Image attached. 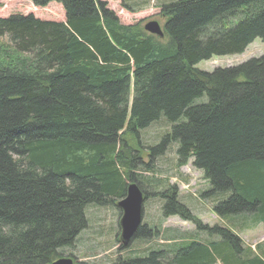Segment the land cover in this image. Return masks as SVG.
<instances>
[{
  "label": "trees",
  "instance_id": "trees-1",
  "mask_svg": "<svg viewBox=\"0 0 264 264\" xmlns=\"http://www.w3.org/2000/svg\"><path fill=\"white\" fill-rule=\"evenodd\" d=\"M119 1L135 12L149 0ZM32 2L58 4L63 18L0 16V264L66 256L86 208L117 202L130 182L145 200L146 183L159 180L134 169H151L168 143L178 166L201 171L202 198L230 225L202 223L168 186L156 193L161 215L208 240L107 264H264V241L253 250L233 231L236 221L264 229V53L212 71L195 66L264 41V0H163L162 37L122 24L106 0ZM161 117L170 131L144 162L140 131ZM158 230L142 222L130 239Z\"/></svg>",
  "mask_w": 264,
  "mask_h": 264
},
{
  "label": "rangeland",
  "instance_id": "rangeland-1",
  "mask_svg": "<svg viewBox=\"0 0 264 264\" xmlns=\"http://www.w3.org/2000/svg\"><path fill=\"white\" fill-rule=\"evenodd\" d=\"M163 0H149L145 7L138 11L126 10L121 6L119 0H106L107 7L112 9L122 24H134L139 22L144 25L148 21H157L161 26L163 18L160 16L159 4ZM13 13L28 14L42 19H61L63 11L58 4L49 3L44 7L35 6L32 0H0V16H8ZM6 43L5 37L0 38ZM264 53V41L254 39L241 54L214 56L209 60H202L195 66L198 69L212 71L215 67H225L239 64L250 57H257ZM205 99V96L203 97ZM198 101V100H197ZM160 119V120H159ZM152 122L147 128L140 131L141 144L145 148L136 147L141 152L142 161L147 162L148 148L160 143L167 131H170L169 124L159 118ZM130 145L134 140L128 138ZM176 145L168 143L165 151L155 156L150 161L148 171L135 168L134 173L138 175L153 174L159 182L152 180L146 183L150 195L146 196L143 203L142 222L148 223L151 227L158 226L159 235L148 240H129L127 243L118 241L119 227L118 220L121 211L116 201L102 206H89L85 210L87 226L78 235L74 246L62 249V252L73 259V264H107L117 256L133 257L143 255L151 249H167L168 256L171 251L185 244L188 240L206 241L208 236L200 231L189 221L181 219L176 215L162 216L161 205L163 200L156 193L164 191L168 186L174 187L179 199L187 205L202 223L207 225H227V220L214 215L211 210L210 199L202 198L201 193L207 190L208 183L201 171L195 169L190 162L178 166L175 154ZM250 224L246 221V225ZM241 221H236L233 231L240 237L242 244L255 250V245H262L264 241V229L261 224L246 226ZM244 226V227H243ZM163 244V245H162ZM180 244V245H179ZM64 250V251H63Z\"/></svg>",
  "mask_w": 264,
  "mask_h": 264
},
{
  "label": "water",
  "instance_id": "water-1",
  "mask_svg": "<svg viewBox=\"0 0 264 264\" xmlns=\"http://www.w3.org/2000/svg\"><path fill=\"white\" fill-rule=\"evenodd\" d=\"M143 28L148 33L162 37L163 32L157 21H148L143 25ZM143 193L138 188L135 182H130L126 188V194L117 205L121 209L120 225V241L127 243L132 237L134 231L139 226L142 220V204ZM72 259L69 257H61L48 264H72Z\"/></svg>",
  "mask_w": 264,
  "mask_h": 264
},
{
  "label": "bare ground",
  "instance_id": "bare-ground-1",
  "mask_svg": "<svg viewBox=\"0 0 264 264\" xmlns=\"http://www.w3.org/2000/svg\"><path fill=\"white\" fill-rule=\"evenodd\" d=\"M128 184H129V183H128ZM127 186H128V185H127ZM126 188H127V187H126ZM125 194H126V193H125ZM124 197H125V196H124ZM124 197H123V198H124ZM123 198H121V199H123ZM121 199H120V200H121ZM120 200H118L117 203H118ZM117 203H116V205H117ZM117 207H118V209L121 211V209L119 208L118 205H117ZM120 217H121V216H120ZM119 220H120V218H119ZM119 220H118V227H119V235H120V233H121L120 231H121V230H120ZM139 225H141V223H140Z\"/></svg>",
  "mask_w": 264,
  "mask_h": 264
}]
</instances>
